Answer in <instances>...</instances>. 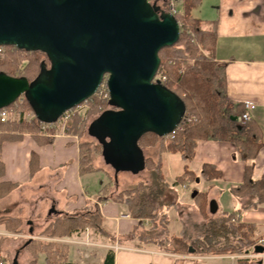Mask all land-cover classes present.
<instances>
[{
	"label": "trees",
	"instance_id": "trees-1",
	"mask_svg": "<svg viewBox=\"0 0 264 264\" xmlns=\"http://www.w3.org/2000/svg\"><path fill=\"white\" fill-rule=\"evenodd\" d=\"M180 3L181 8L175 14L181 26L180 39L174 46L159 52L161 64L158 74L162 75L160 83L174 93L183 104L186 110L184 118L173 134L160 137L150 132L138 141L139 149H157L158 151L156 160L145 158L144 170L148 172V181L121 190L115 196L106 197L103 200L126 206L130 217L138 221V226L132 233V240L137 241L139 247L154 245L158 249L177 255L191 254L189 252L191 247L195 250V256H242L251 251L254 254H262L264 246L256 242L257 239L259 240V228L256 225L242 223L239 216L264 205V175L256 180L254 165L264 144L258 136L259 129L256 124L249 121L245 126L239 125L238 116L243 111L238 110L232 113L228 109L226 65L219 64L215 59L217 26L215 23L195 19L191 15L193 10L200 7L202 0H180ZM151 4L159 13L170 11V0H154ZM2 49L10 53L0 58L1 75L25 78L30 83H34L49 69L50 65L44 54L28 53L32 57L29 65L25 67L24 74L17 77L20 59L16 55L24 51L15 47ZM37 54L45 56V61L37 59L35 57ZM174 87L176 90L173 89ZM21 98L24 99V104L20 107L23 112L35 115L34 107L29 99L26 96ZM86 103L90 105L87 117L101 116L108 106L114 109L110 99L102 101L97 95ZM13 106L15 104L7 108ZM85 119L74 112L71 122L66 127L67 132L81 136L85 129ZM93 123L88 128V132ZM44 125L45 123L36 115L31 123L23 121L0 124V146L6 141H20L26 134L33 136L40 143L50 144L53 140L41 135ZM201 141L230 143L235 146L241 160L246 163L243 183L230 188L233 197L241 202V208L230 213L221 212L219 216L212 218L208 193H196L194 203L203 218L199 234L196 237H190L183 232L180 236H174L169 229L171 222L168 212L175 208L179 197L176 187L189 186L200 181L206 183L220 181L222 173L214 165H204L199 174L193 173L186 166L176 183L170 185L163 173L162 155L164 153L179 154L183 162L190 163L194 160L198 143ZM101 148L103 157L102 145ZM79 152L80 175L102 171L93 164L89 143L82 142ZM30 167V178H33L38 169L36 155H32ZM21 186L20 183H1L0 200L10 196ZM104 191L107 192V188H104ZM99 200L102 199L99 198ZM146 221L151 224L149 229L145 228ZM1 225L9 233L23 232V222L18 216L1 217ZM86 228L114 241L113 236L105 231L103 217L98 209L79 215L62 214L38 236L49 239L71 238ZM25 248L31 258L28 264H37L41 254L45 255V264H74L68 262V247L56 242L46 243L31 239L26 243ZM103 264H115L114 253H108ZM237 264H262V262L254 263L249 259H239Z\"/></svg>",
	"mask_w": 264,
	"mask_h": 264
},
{
	"label": "water",
	"instance_id": "water-1",
	"mask_svg": "<svg viewBox=\"0 0 264 264\" xmlns=\"http://www.w3.org/2000/svg\"><path fill=\"white\" fill-rule=\"evenodd\" d=\"M180 34L175 16L149 0H0V47L42 53L50 65L34 83L0 74V111L26 96L38 119L54 124L106 81L114 109L89 132L104 159L113 143L128 155L147 133L167 137L184 118L176 95L155 81L159 52ZM12 264H19L18 254Z\"/></svg>",
	"mask_w": 264,
	"mask_h": 264
},
{
	"label": "crops",
	"instance_id": "crops-1",
	"mask_svg": "<svg viewBox=\"0 0 264 264\" xmlns=\"http://www.w3.org/2000/svg\"><path fill=\"white\" fill-rule=\"evenodd\" d=\"M191 15L195 19L216 24L215 59L219 64L226 65L228 109L232 113L243 111L238 116L239 123L241 116L247 112L246 103H251L252 108L248 111L250 122L257 125L258 136L264 144V0H202L201 6ZM50 136L47 135L53 140L50 144L40 143L26 134L20 141H6L0 146V184H22L12 196H23L24 201L28 198L33 204L37 203L39 212L46 210L42 225L47 224L53 215L72 214L94 207L103 217L105 231L113 236L118 246L114 252L115 264H237L239 258L234 255L186 257L165 252L154 245L139 247L138 242L132 240L138 221L130 217L125 206L109 200L98 201V195L105 186L93 194L89 184L92 173L80 175V152L76 137L66 134ZM32 155L38 158V169L30 178ZM143 155L145 159L144 151ZM162 164L165 179L170 185L176 183L186 166L199 174L204 165H214L222 173L220 181H200L176 187L180 197L175 208L168 212L172 235L180 236L186 232L194 237L190 225L178 216L177 207L188 206L195 217L197 208L193 205L196 193H208L209 210H216L213 214L210 212L214 218L221 212L230 213L241 208V202L233 197L230 188L243 183L246 163L241 160L234 145L201 141L192 162H183L179 154L164 153ZM254 165L257 180L264 175V147ZM9 205L10 197L0 201V216L8 214L10 210L2 209ZM239 218L242 223L256 225L259 240H264V205L243 213ZM201 222L196 219L195 226L191 227L198 229ZM148 224L145 223L146 226ZM27 225L30 227L29 234L31 230L34 234V222L30 220ZM7 234L1 225L0 238ZM105 258L106 252L101 256L102 263Z\"/></svg>",
	"mask_w": 264,
	"mask_h": 264
},
{
	"label": "rangeland",
	"instance_id": "rangeland-1",
	"mask_svg": "<svg viewBox=\"0 0 264 264\" xmlns=\"http://www.w3.org/2000/svg\"><path fill=\"white\" fill-rule=\"evenodd\" d=\"M179 5L180 6L178 7L181 8L180 2ZM169 9H170V5H169ZM7 53L10 52H8L6 49H0V58L6 57ZM41 54H37L35 57L40 61H45L46 57ZM16 56L20 59V66L18 67V70L16 72V76L18 77L24 74V69L27 65H29L30 59L32 57L26 52H22ZM104 85L106 84L104 83ZM104 89H108V88L105 86ZM173 89L176 90V87H174ZM102 101H108V100H102ZM89 109H90V105L88 103H84L81 106H79V108L74 110V112L78 113L82 117V119H85V117H87L86 115ZM110 110L112 109L111 107L108 106L106 108V111H110ZM10 113L11 115H10L9 123H20L23 121L27 123H31L34 120L30 113L23 112V110L20 107H17L16 105L10 108ZM99 117L100 115H92L85 119V129L84 132H82L81 136L73 132L68 133L67 128L63 130L58 125L54 128L53 127L46 128L45 130H43L41 135L47 137V135L50 136L52 134L53 135L66 134L76 137L79 146L82 142H86L90 144V151H91L93 164L102 170L99 172L92 173V176H89V182H90L89 184H91L90 192L95 194L97 190L105 186L104 188H107L108 191L105 192L103 188V192L98 195V201L103 202L104 201L103 199H105L106 197L115 196L121 190L129 188L140 182H147L148 181L147 170H143L141 172L143 160H145L143 157L144 156L143 151L145 152L146 158H151V159L153 158L154 160L158 158V151L157 149L141 150L138 149L135 144H133L132 147L134 150L130 151L128 155H122L121 153H119L118 147L113 143L112 144L113 147L111 148V150H107V153L104 152L105 155L104 156L105 159H104L102 157V148L101 145L99 144V141L94 136H91L88 132V128L90 127V125ZM105 160L108 161L109 163V164L107 163L108 165L105 163ZM18 190L14 191L10 196H8L10 197V205L5 206L4 209L2 210H10V211L8 212L7 215L0 216V218L4 216L20 217L23 222V226H22L23 232L19 234L9 233V231L5 228V231L8 234L0 238V263L3 262L1 260H4L3 262L4 264H12L16 255L18 254L19 264H28L31 258L29 254L26 252V248L24 249V247L26 243L31 239L44 241L46 243L52 241L67 246L68 262L74 264H103L101 262L102 254L106 252V256H107L108 253L110 252L114 253L116 249H118V246L114 241H111L110 239L98 234L96 231L88 228H86L84 231L74 234L71 237L72 238L71 240H68L69 238L49 239L38 236L53 220L57 219L59 215H53L50 219H48L49 222L47 224L42 225L44 224V218L47 215V211L41 210L39 212L37 203L33 204L31 200H29L28 198L27 201H24L23 196H18V195L12 196ZM99 198H101L102 200H99ZM193 206L196 205L194 204ZM95 210L96 209L94 207L85 208L83 210L68 215H79L87 212H93ZM177 212H178L177 213L178 216L182 218L188 226L190 225L189 229L191 230L192 233H194L193 236L196 237L199 234V229L201 226L198 227V229L196 228L194 229L191 226H195L196 219L197 220L200 219L203 222V218L199 214L198 209L195 217L193 216L192 210H190L188 206L177 207ZM30 220L34 222L33 235L29 234L30 227L27 225V222ZM150 227L151 224L149 222L148 226H145V228L149 229ZM14 239H16V241ZM256 242L257 243L259 242L258 239ZM183 256L194 257L195 254L194 255L188 254ZM237 257L239 259H249L254 263L261 261L262 264H264V255H255L253 251H251L249 254H245ZM45 262H46L45 255L41 254L38 258L37 264H45Z\"/></svg>",
	"mask_w": 264,
	"mask_h": 264
},
{
	"label": "built area",
	"instance_id": "built-area-1",
	"mask_svg": "<svg viewBox=\"0 0 264 264\" xmlns=\"http://www.w3.org/2000/svg\"><path fill=\"white\" fill-rule=\"evenodd\" d=\"M150 3L153 0H149ZM179 2L180 0H170V11L169 13H171L172 15L175 16V14L178 12L179 10ZM2 49V48H0ZM162 79V75L161 74H157L155 81H161ZM106 84V81L104 82ZM104 83L101 85V87L99 88L98 92L96 93L97 97L102 99V100H109L110 96H109V92L108 89H104V87L107 85H104ZM86 103V102H85ZM17 107H21L24 104V99L20 98L16 101V103H14ZM79 108V107H77ZM252 108V104L251 103H246V113L244 115L241 116L240 120H239V125L240 126H245L249 121H250V115H249V109ZM32 118H35V115L33 113H30ZM10 108H5L3 110L0 111V124H4L10 121ZM73 115V111H68L67 113H65L56 123L54 124H45L43 129L45 130L46 128H54L57 125L59 127H61L63 130L66 129L67 125L69 124L71 117ZM258 245L264 246V240H259ZM255 255H264V253L262 254H255ZM2 264V262L0 263Z\"/></svg>",
	"mask_w": 264,
	"mask_h": 264
}]
</instances>
